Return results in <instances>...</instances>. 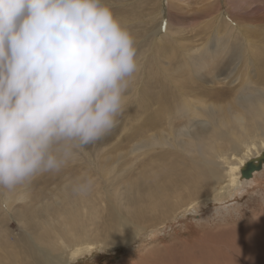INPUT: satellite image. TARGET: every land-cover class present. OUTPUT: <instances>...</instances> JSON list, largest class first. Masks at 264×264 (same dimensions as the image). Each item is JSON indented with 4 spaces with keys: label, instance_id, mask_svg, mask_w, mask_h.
<instances>
[{
    "label": "rangeland",
    "instance_id": "rangeland-1",
    "mask_svg": "<svg viewBox=\"0 0 264 264\" xmlns=\"http://www.w3.org/2000/svg\"><path fill=\"white\" fill-rule=\"evenodd\" d=\"M202 1L203 0H185L181 4L182 8L178 11L170 10L168 14H164L163 17H161L155 16L154 12L157 11V5H152V0H110L114 13L123 18L134 37L138 58L140 56L149 55L143 58L139 63V68L133 82L143 76L146 85L147 75V85L155 97L158 96V92L162 90L163 85L166 86L167 91L172 90V85L169 84L168 78L162 73L163 68L169 69L168 72L171 73V77L173 76L177 79L186 78L187 82L195 80V75L191 76L193 72H187L189 71L190 59L186 57L185 53L188 52V48H192L193 45H201L204 41L203 35L216 27L212 16L217 14L220 9L228 10L231 8V10L236 12L234 16L238 18V21L256 24V31L261 34V28L264 27V0H246L247 5L245 4L243 6L240 4L241 0H226V4L224 0H220V5L216 4L206 10V5H203ZM160 2H162L161 5H166L165 0H160ZM225 13L226 12H224L223 18L225 17L227 20H230L232 17ZM165 22L166 28L164 26ZM247 33L249 32L247 31ZM262 35H264V32H262L260 36ZM141 39L142 41L145 39L142 47L140 45V42H142ZM151 50L154 52L152 53ZM182 65L185 66L187 71H184L182 75H180L176 71ZM254 80L256 81V79ZM198 81L208 85L203 79ZM225 81L227 82L228 80L226 79ZM260 86H264V84ZM142 93L145 94V91L142 90ZM131 95L132 92L129 93L126 104L130 103ZM136 109L138 110L137 114H135ZM128 113L130 116L127 114L125 116L123 113L122 117L124 119L119 118L117 126L107 134H111V136L106 138V135L96 143L87 146L85 151L84 149L80 150L76 157L70 160L60 171L38 174L28 185L15 190L9 191L0 189V197H2L0 198V264H19L20 262H16V257L22 259L20 252L23 251L25 242L30 241L32 236L35 237L36 240L38 239L39 242L59 245V241L57 239L55 240L56 235L60 236V239H63L64 243L67 242V248L70 247L68 249L66 247L62 248L65 254L69 256V264H172V261L174 262L177 258L181 260L180 262L182 264H189L187 262L188 258L186 259L184 257L186 254H194V257L202 256L203 260L206 259V264H227L231 261L233 262L232 259L231 261L229 260V253L224 247V240H221L223 242L218 241L216 244L208 245L197 243L194 247H192L193 243L190 242V240L186 248L183 247V245L185 246L183 240H188L190 237L199 236L208 231H211V237L212 234L217 236L218 234H216L215 229L219 227L225 229L226 226H229L227 224H235L237 227L248 224L250 226V223L252 224L256 218H261V216H263L262 219H264V168L256 173L251 183L244 185V187L239 190L236 196L237 198H233L232 195H235V189H232L233 185L229 181V176H227V163H224L225 169L223 175H227H225L223 183L217 188L218 193L215 196V200L207 202L206 204H200L196 207L194 206V208L192 207L194 202H192L190 205L185 206L183 210L169 217H163V215H158V213L154 211L147 212L148 209L143 207L137 212L136 210L142 204V201L135 204L133 203L134 206L131 204L132 213H140L142 223H144L143 226H146L145 230L139 232L136 241L128 244L129 242L122 241L123 235L120 234L118 241L113 243L108 240V234H106V241L103 239L101 242L96 243L92 252L81 253V255L73 253V249L77 247L82 248L86 244V241L92 239L90 234L84 236L83 234L79 235L77 233L78 231H82L86 224L92 221H87V216L83 212L79 214L80 216L75 214L79 217L74 219V215L71 217L67 215L65 211L67 208L54 211L58 204L64 203L66 198L67 186H65L64 183H80V185L82 183L83 185L81 186H86L81 191L83 192L81 197H87L86 199L91 202H88L90 205L95 204L96 201L97 203L100 202V204L103 202V207L106 206V208H104L106 210H102L104 213L101 212V214L93 220V224L90 223V226L92 228L99 227L97 228L99 232H103V229L107 232L110 230L109 222L112 220L109 219L107 214L109 200L106 194H110V196H112V194L114 195L112 190L117 188L118 194L121 193L123 199L121 201V199L117 197V204L120 208H123V206L125 207L128 203L143 198L145 179L150 172L156 171V168L150 165L149 157L151 159V154H159L160 148L148 154L139 152L134 153V155L128 152L138 138L146 137L151 132L150 127L145 123L146 118H144L149 111L146 112V107L141 101V103L136 102L133 108L128 110ZM141 124L147 128L145 133L142 127H137ZM136 130H139V133H137ZM263 140L264 135L260 134L258 130L251 132V135L246 138L245 141L244 138H242V144L238 147V157L247 159L252 152L254 153L258 149H263ZM116 144H120V149L116 150ZM230 144L231 142L225 141L221 147V153H223L224 157L228 158L229 161L236 156L234 155L235 151L230 148ZM96 148L97 151H101V157L99 156L98 160L97 156L93 155V150ZM106 149L110 150L108 154L105 153ZM120 153H125V158H120L118 161L116 181L113 182L114 179H107V176L104 177L97 173L99 170L97 171L95 167L100 162L103 167L105 162L104 156L111 155L115 158L119 156ZM89 159L92 160L91 164L94 165V167L90 165ZM163 159H165L167 163L163 169L167 182L171 184L172 181L176 180L175 184L184 189L182 174L178 171L173 162L161 156L160 160ZM151 160L153 161L154 159ZM93 179L95 180L93 181ZM82 180L84 181L81 182ZM167 185L169 186V184ZM169 187L173 188L171 185ZM100 190L109 192L101 194ZM95 197L99 199L97 200ZM59 199H61L62 202H59ZM125 200L129 201L124 203ZM100 204H98V207L100 206L101 208L102 204ZM44 205H51L52 210L46 212V209L43 208ZM42 212L45 213L44 215L47 218L45 216L43 217V214H40ZM255 215L259 217H255ZM26 218L27 220H25ZM31 219L33 220L31 221ZM160 219H163V223ZM35 220L38 221V225L34 224ZM103 223L107 224L104 225ZM51 224L53 226L56 225V227H47ZM69 229L73 230L67 233ZM76 229L77 231H75V233L74 230ZM27 231H29L32 236H29ZM228 231H231V229L226 232ZM46 232H48L47 235L40 240L39 237ZM89 232L92 231L89 230ZM225 237H227L226 233H223L221 236L218 235L215 237V239H223ZM97 238H101L99 233ZM15 246L18 249H16ZM204 255H208L211 259L208 258L209 260H207V256L204 257ZM8 257L13 258L9 259ZM20 259L17 261H20ZM23 261L27 263V260L24 259ZM237 261L241 264H246L240 256L237 257ZM194 264L201 263L198 261L196 263L194 262ZM261 264H264V258L261 259Z\"/></svg>",
    "mask_w": 264,
    "mask_h": 264
},
{
    "label": "bare ground",
    "instance_id": "bare-ground-1",
    "mask_svg": "<svg viewBox=\"0 0 264 264\" xmlns=\"http://www.w3.org/2000/svg\"><path fill=\"white\" fill-rule=\"evenodd\" d=\"M184 1L185 0H165L166 5L163 6L160 0H152V5H157V11L154 12L155 16L163 17V15L168 14L170 10L178 11L182 8L181 4ZM225 1L226 0H224V3L226 4ZM202 2L203 5H206L205 10L216 4L220 5V0H203ZM240 4L241 6L245 5L246 0H241ZM224 12L229 14L232 18L230 20H227L225 17L223 18ZM234 13L236 12L231 10V8L228 10L220 9L217 14L212 16L216 27L203 35L204 41L201 45H193L192 48H188V52L185 53L186 57L190 59L189 71L182 65L176 72L180 75H182L184 71L189 73L193 72L191 76L195 75L197 80L195 78L192 82H187L186 78L177 79L173 76L171 77V73L168 72L169 69L163 68L162 73L168 78L169 84L172 85V90L167 91L166 86L163 85L157 97L149 90L147 75L146 85L143 76L132 83L130 103L125 105L123 113L125 116L126 114L130 116L128 110L132 109L136 102L141 103L142 101L146 107V112L149 111L144 118H146L145 123L150 127L151 132L146 137L138 138L128 152L131 154L139 152L148 154L160 148L159 154H151L153 158L150 155L151 159H154L153 161L149 157V163L156 168V171L150 172L145 179L143 198L132 201L125 205V207L123 206V208H120L117 204V197L121 199V201L123 199L121 197L122 194H118L117 188L112 190L114 192L112 196L106 194L109 191L104 192V190H100L101 194H106L109 200L107 214L112 221L109 222V231L106 232L103 229V232H99L97 229L99 227L92 228L90 223L93 224V220L98 217L101 212L104 213L106 210L104 208H106V206L103 207L104 205L102 202L101 208L100 206L98 207L100 202L97 203V201L95 204L90 205L88 203L90 201L86 199L87 197L82 198L81 194L83 192L81 191L86 187L81 186L83 185L82 183L81 185L80 183H64V185L67 186L66 198L64 203L58 204L54 211L67 208L65 210L67 215L70 217L74 215V219L79 217V214L83 212L87 216V221H92L87 223L82 231L77 232L79 235L83 234L84 236L90 234L92 239L86 241V244L84 243L85 245L82 248H72L73 253L81 255V253L92 252L96 243L101 242L103 239L106 241V234H108V240L113 243L118 241L120 234L123 235L122 241L129 242L128 244L136 241L139 232L145 230L146 226H143L144 223H142L140 213H132L131 206L133 203L135 204L142 201V204L136 210L137 212L143 207L148 209L147 212L154 211L158 213V215L161 214L163 217H169L183 210L185 206L190 205L192 202H194L192 205L194 208V206L196 207L200 204H206L207 202L215 200V196L218 193L217 188L223 183L224 177L227 174V176H229V181L233 185L232 189H235V195H232V197L237 198L236 196L239 190H241L244 185L251 183L256 173L259 172L255 171L251 178H242L241 169L249 159H256L259 157L264 148L258 149L254 153L252 152L249 154L250 156L248 155L249 157L247 159H244L238 157V147L242 144V138H244L245 141L253 131L258 130L260 134L264 135V86H260L264 84V35L260 36L262 32H264V27L261 28V34H259L258 31H256V24L238 21ZM244 30H247L249 33ZM142 42H140L141 47L145 39ZM153 52L154 51H152V53ZM148 56L149 55L140 56L138 62L140 63L143 58ZM135 77L136 74L134 78ZM202 79L207 82L208 85L198 81ZM226 79L228 80L227 82L225 81ZM254 79H256V81ZM142 90L145 91V94L142 93ZM137 113L138 110L136 109L135 114ZM119 118L123 117L121 116ZM137 127H142L144 133L147 131V128L142 126V124ZM136 132L139 133V130H136ZM109 136H111V134L107 135L106 138ZM225 141L231 142L230 148L235 151L234 155L236 156H234L231 161L221 153V147ZM116 146V150L120 149V144H116ZM93 152V155L97 156L98 160L101 151H97L96 148ZM108 152H110V150L106 149L105 153L108 154ZM161 156L173 162L178 171L182 174L184 189L175 184L176 180L172 181L171 184L167 182L163 171L167 163L165 159L160 160ZM123 157L125 158V153H120L119 156L115 158L111 155L104 156L105 162L103 161V167L100 164L101 162L95 167L97 171L99 170L97 173L104 177L107 176V179H114L113 182L116 181L118 173L117 164L119 159ZM89 161L90 165H92V160L89 159ZM224 163H227V174L223 175L225 169ZM92 167H94V165H92ZM94 180L95 179H93V181ZM83 181L84 180L81 182ZM167 184H169V186L171 185L174 189ZM128 201L129 200H125L124 203ZM59 202H62V200L59 199ZM43 208L46 209V212L52 210L51 205H44ZM40 214H43V217L45 216L43 212ZM255 217L259 216L255 215ZM262 217L263 216H261V218H254L255 221L252 224L250 223V226L248 224L237 227L235 224H227L229 226H226L225 229L220 227L215 229L216 234L219 236L226 233L227 237L223 239H215L218 235L214 236V234H212L211 237V231L199 236L190 237L188 240H183V243L185 242V246L183 245V247H188L187 243L190 240V242L193 243L192 247L197 243L208 245L216 244L218 241L224 240V247L229 253V260H233V262H229L230 264H239L240 262L237 261V257L239 256L243 258V262L246 264H261V259L264 258V219H262ZM25 220H27V218ZM32 220L33 219H31V221ZM162 220L163 219H160L161 222ZM35 221L34 224L38 225V221ZM103 224L106 225L107 223ZM47 227L53 228L56 227V225L53 226L51 224ZM230 229L231 231L226 232ZM71 230L73 229L67 230V233ZM75 231H77V229L74 230V232ZM27 233L29 236H32L29 231H27ZM47 233L48 232L44 233L39 239L42 240ZM98 233L101 235V238H97ZM56 239L59 241V245L39 242L38 239L36 240L35 237L32 236L30 241L25 242L23 246L24 249L20 252L22 259L16 257L17 260L20 259V261L16 260V262H20L21 264H69V256L62 250L63 247L67 246V242L64 243L63 239H60V236L57 235L55 240ZM206 256L207 260L211 259L208 255H204V257ZM184 257L186 259L188 258L187 262L189 264H194V262L196 263L198 261L201 264H206V259L203 260L202 256L194 257V254H186ZM8 258L11 259L13 257ZM24 259L27 260V263L23 261ZM180 261L181 260L177 258L174 262L172 261V264H182Z\"/></svg>",
    "mask_w": 264,
    "mask_h": 264
},
{
    "label": "clouds",
    "instance_id": "clouds-1",
    "mask_svg": "<svg viewBox=\"0 0 264 264\" xmlns=\"http://www.w3.org/2000/svg\"><path fill=\"white\" fill-rule=\"evenodd\" d=\"M138 68L110 0H0V189L60 171L109 134Z\"/></svg>",
    "mask_w": 264,
    "mask_h": 264
},
{
    "label": "water",
    "instance_id": "water-1",
    "mask_svg": "<svg viewBox=\"0 0 264 264\" xmlns=\"http://www.w3.org/2000/svg\"><path fill=\"white\" fill-rule=\"evenodd\" d=\"M264 166V150L256 159H249L241 169L242 178H251L255 171L262 170Z\"/></svg>",
    "mask_w": 264,
    "mask_h": 264
},
{
    "label": "snow or ice",
    "instance_id": "snow-or-ice-1",
    "mask_svg": "<svg viewBox=\"0 0 264 264\" xmlns=\"http://www.w3.org/2000/svg\"><path fill=\"white\" fill-rule=\"evenodd\" d=\"M164 26H165V28H166V22H165Z\"/></svg>",
    "mask_w": 264,
    "mask_h": 264
}]
</instances>
